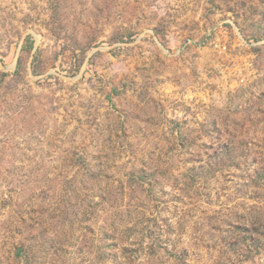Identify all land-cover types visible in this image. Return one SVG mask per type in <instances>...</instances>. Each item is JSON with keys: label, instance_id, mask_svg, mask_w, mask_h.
<instances>
[{"label": "rangeland", "instance_id": "374dc122", "mask_svg": "<svg viewBox=\"0 0 264 264\" xmlns=\"http://www.w3.org/2000/svg\"><path fill=\"white\" fill-rule=\"evenodd\" d=\"M0 264H264V0H0Z\"/></svg>", "mask_w": 264, "mask_h": 264}]
</instances>
